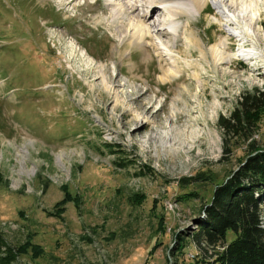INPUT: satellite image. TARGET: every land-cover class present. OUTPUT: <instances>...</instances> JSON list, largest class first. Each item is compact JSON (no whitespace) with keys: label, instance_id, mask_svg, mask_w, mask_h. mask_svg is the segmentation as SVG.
I'll list each match as a JSON object with an SVG mask.
<instances>
[{"label":"rangeland","instance_id":"374dc122","mask_svg":"<svg viewBox=\"0 0 264 264\" xmlns=\"http://www.w3.org/2000/svg\"><path fill=\"white\" fill-rule=\"evenodd\" d=\"M70 1L0 0V258L212 264L223 247L193 234L248 155L238 137L224 151L218 118L264 89V0L165 7L161 49L131 44L109 0Z\"/></svg>","mask_w":264,"mask_h":264},{"label":"trees","instance_id":"16d2710c","mask_svg":"<svg viewBox=\"0 0 264 264\" xmlns=\"http://www.w3.org/2000/svg\"><path fill=\"white\" fill-rule=\"evenodd\" d=\"M263 111L264 89L254 88L241 93L230 113L218 118L224 151L232 138L238 137L247 142L248 155L224 183L215 187L211 203L204 206V216L193 234L205 253L206 246L214 250L223 247L221 252L211 254L215 258L212 264H264V144L253 138L255 114ZM228 230L236 235L227 243ZM19 246L16 251H20ZM6 256L0 258L5 261L0 264L8 260L12 264V258Z\"/></svg>","mask_w":264,"mask_h":264},{"label":"bare ground","instance_id":"6f19581e","mask_svg":"<svg viewBox=\"0 0 264 264\" xmlns=\"http://www.w3.org/2000/svg\"><path fill=\"white\" fill-rule=\"evenodd\" d=\"M73 1L76 0L66 2L64 4V6L66 5L65 8ZM206 2L207 0H109L107 4L110 6L111 12L114 14L112 19L114 21H119L120 32L125 35V37H128L131 44H152L158 49H161L163 48L162 42H154L152 38L164 34L166 28L174 29L176 25H173V22H165V26L163 25L164 27H162L161 24H158V21L162 22V24L164 21L150 20L151 17L160 10L164 11L165 7L169 9L172 17L176 14H183V12H197L203 8L202 6L205 5ZM214 2L219 12L224 14L225 10L224 7H222L225 4L224 1L215 0ZM229 13L231 14L229 16L237 21V14L234 11H230V9ZM225 16L228 17V14ZM167 72L169 73L170 69ZM101 76L103 77V82L105 81L106 83L107 75L103 68L101 69ZM27 152L29 153L27 147H25L23 151H19V160L23 161ZM63 155L64 153L59 154V160L61 162L63 161Z\"/></svg>","mask_w":264,"mask_h":264}]
</instances>
